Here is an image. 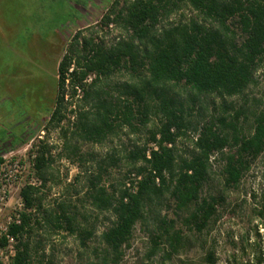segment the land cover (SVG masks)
Segmentation results:
<instances>
[{"label": "trees", "instance_id": "1", "mask_svg": "<svg viewBox=\"0 0 264 264\" xmlns=\"http://www.w3.org/2000/svg\"><path fill=\"white\" fill-rule=\"evenodd\" d=\"M184 9L193 16L168 22ZM101 25L119 30L112 44L95 42L93 30L87 35L77 31L57 64L56 91L40 81L39 111L49 114L44 128H61L67 122L63 136L68 149V133L77 141L102 144L125 128L130 133L146 129L151 115L158 124L147 130L146 143L127 154L134 171L129 173L135 176L130 187L122 184L109 190L102 184L101 166L89 180L90 204L108 221L98 236L93 226L78 219L75 206H44L40 196L44 184L23 186L19 222L14 216L6 230L16 251L9 264H33L34 259L51 264L45 242L35 240L41 232L73 236L79 245L78 264H122L135 225L145 218L149 202L164 195L184 214L188 234L173 220H161L138 264H264V163L259 191L249 194L250 224L227 232L223 250L217 248V238L207 237L223 197L202 196L214 157L223 163V189L234 190L264 156V95L257 100L259 109L251 112L247 134L239 122L244 109L233 110L225 102L243 96L264 67V0L116 1ZM8 56L6 51L7 61ZM0 61H5L3 56ZM206 97L222 101L220 114L199 129L186 119V106L194 107ZM191 130L197 133L193 153L177 157L176 141ZM70 152L75 155V147ZM29 153L38 179L45 182L51 162L47 146H33ZM191 239L202 250L199 262L180 258ZM7 246L2 235L0 248Z\"/></svg>", "mask_w": 264, "mask_h": 264}, {"label": "rangeland", "instance_id": "2", "mask_svg": "<svg viewBox=\"0 0 264 264\" xmlns=\"http://www.w3.org/2000/svg\"><path fill=\"white\" fill-rule=\"evenodd\" d=\"M116 1L122 4L125 0H0V58L3 56L5 59L4 62L0 61V159L7 161V165L12 161H19L23 165L20 175L13 171L14 168H9L12 175L21 179L20 185L29 180L38 187L44 184L40 188L44 206L60 203L75 206L79 212L78 219L93 226L95 236L108 225V221L90 204L87 197L89 180L96 176L101 166L105 169L102 184L109 190L135 182L129 173L134 174V171L126 158L127 154L135 146L148 141L147 130L158 124V118L151 115L146 129L130 133L125 128L102 144L77 141L68 133L66 149L63 131L67 128V122H63L61 128L48 131L44 128L49 114L39 111L40 98L37 91L40 89V81L56 91L57 64L77 31L83 30L84 35H87L89 30H93L95 42L107 46L114 42L119 30L114 27L105 28L101 25V18ZM192 16L191 11L184 9L172 14L168 22L185 21ZM162 24L167 23L164 21ZM6 51L10 52L8 61ZM178 93L185 96L182 90ZM263 95L264 67L256 73L255 83L243 96L225 100L233 110L244 109L239 122L246 134L252 124L251 112L259 109L257 100ZM221 104L222 101L215 97L201 98L194 107L186 106V119L193 127L200 129L220 114ZM233 110L230 113L233 114ZM68 128L70 130V126ZM196 136L197 133L191 130L186 137L182 136L176 141L177 157L191 156L192 140ZM40 145L47 146L51 157L44 172L45 182L38 179L33 158L29 155L33 146L38 148ZM72 147H75V155L70 152ZM263 163L264 156L243 176L237 189L225 190L220 174L223 163L218 157L212 159L211 172L202 196L223 197V202L218 206V218L207 236L208 239L217 238L219 250H223L227 232L249 226V210L252 206L249 194L259 191ZM17 184L12 186L14 192L0 213V232H3L10 218L18 211ZM183 218L184 214L176 211L168 195L149 202L145 218L134 227L131 247L122 264L140 262L150 247L152 233L163 219L173 220L177 229L188 234L183 226ZM40 238L45 242V256L51 260V264H78L76 255L79 245L73 236L65 232L48 236L41 232L35 240ZM201 257L202 250L195 239L189 241L180 256L195 262H199ZM33 264H39L37 259L33 260Z\"/></svg>", "mask_w": 264, "mask_h": 264}, {"label": "built area", "instance_id": "3", "mask_svg": "<svg viewBox=\"0 0 264 264\" xmlns=\"http://www.w3.org/2000/svg\"><path fill=\"white\" fill-rule=\"evenodd\" d=\"M33 158V156H31ZM5 159V158H4ZM9 168H14L13 171L18 172L19 175L22 173L23 170V165L19 161H12L9 165H7V161H2L0 163V213L4 207V205L7 203L10 195L14 192L12 189V186L15 183L17 184V188L15 190L17 191V196H18V211L15 212L10 218L8 224L13 221V217L15 219V222H19V212L23 210V201L20 197V190L23 186L26 184L29 185H35L31 180H29L26 184L20 185V178H17L16 175H12V171L9 170ZM135 180V176L132 175ZM127 187H130L129 184H127ZM13 191V192H12ZM7 224V226H8ZM6 230L7 227L3 230V232H0V237L2 235H5L7 240H8V246L4 249L0 248V260L3 262V264H9V258L13 257L15 254L13 252L15 251V243L14 240L6 235ZM8 252V253H7Z\"/></svg>", "mask_w": 264, "mask_h": 264}]
</instances>
